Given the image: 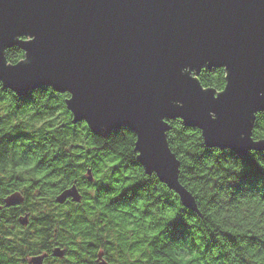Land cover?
Instances as JSON below:
<instances>
[{"label":"clouds","instance_id":"1","mask_svg":"<svg viewBox=\"0 0 264 264\" xmlns=\"http://www.w3.org/2000/svg\"><path fill=\"white\" fill-rule=\"evenodd\" d=\"M25 37L36 39L16 40ZM2 57L16 67L28 62V51L10 45ZM209 64L185 66L181 75L218 100L229 72ZM30 97L22 101L0 79V264H264V175L242 183L244 159L210 146L204 128L182 115L160 117L178 191L138 162V132L122 125L97 135L77 119L69 89L47 84ZM245 137L264 142V109L251 112ZM248 152L264 170V150ZM13 197L18 202L8 203ZM178 216L187 230L173 239Z\"/></svg>","mask_w":264,"mask_h":264},{"label":"water","instance_id":"2","mask_svg":"<svg viewBox=\"0 0 264 264\" xmlns=\"http://www.w3.org/2000/svg\"><path fill=\"white\" fill-rule=\"evenodd\" d=\"M16 44L28 62L5 67L2 49ZM205 61L227 65L229 86L218 100L181 75ZM0 79L20 96L47 84L71 90L78 120L96 134L122 125L138 132V162L182 191L161 116L182 115L204 128L210 146L240 156L264 150V142L240 138L251 112L264 109V0H0Z\"/></svg>","mask_w":264,"mask_h":264},{"label":"trees","instance_id":"3","mask_svg":"<svg viewBox=\"0 0 264 264\" xmlns=\"http://www.w3.org/2000/svg\"><path fill=\"white\" fill-rule=\"evenodd\" d=\"M30 92H28V94H25L23 96H20L21 97V100L22 101H25L27 102L28 100L31 99L30 97ZM118 130V129H117ZM112 131V130H111ZM109 132H106L104 134H97V135H100V136H107ZM233 152V151H232ZM234 153V152H233ZM236 154V153H235ZM240 156V155H239ZM244 159L245 163H246V167H245V170L244 172L241 174L240 176V180L241 182H251L253 181L257 176L259 175H264V170H261L259 169L256 164H255V161L252 159V157L249 155V152L247 153V155L245 156H240ZM183 185V184H182ZM141 185H136V186H133L131 189V191H135V189L137 187H140ZM127 191V190H126ZM123 194H126V193H122ZM170 228L172 229V232H171V235L173 237V239H179V238H182L186 232V225L184 223V221L182 220L181 217H177L173 222H171L170 224Z\"/></svg>","mask_w":264,"mask_h":264},{"label":"flooded vegetation","instance_id":"4","mask_svg":"<svg viewBox=\"0 0 264 264\" xmlns=\"http://www.w3.org/2000/svg\"><path fill=\"white\" fill-rule=\"evenodd\" d=\"M27 94H28V93H27ZM20 98H21V97H20ZM104 187H105V190H108V189H107V186H104ZM124 195H125V194H123L122 197H123ZM122 197H121V198H122ZM18 200H19V197H13V198H11V199L8 201V203H10V204H11V203H15V202H18ZM58 254H61V253L58 252ZM33 264H39V261H38V260H37V261H34Z\"/></svg>","mask_w":264,"mask_h":264}]
</instances>
